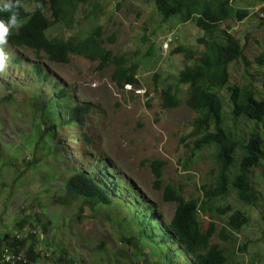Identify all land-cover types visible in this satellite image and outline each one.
I'll return each mask as SVG.
<instances>
[{"label": "rangeland", "instance_id": "374dc122", "mask_svg": "<svg viewBox=\"0 0 264 264\" xmlns=\"http://www.w3.org/2000/svg\"><path fill=\"white\" fill-rule=\"evenodd\" d=\"M90 4L99 6L100 12L86 18L85 13L92 12ZM27 6L32 9L33 0H27ZM263 6L264 3L258 0H235L232 7L248 10L249 16L232 24L230 29L226 24L221 26V29H227L232 38L246 44L244 55L252 63L256 57L264 54ZM72 17V23L66 25L68 20H65L52 26L47 36L84 39L97 26H103L105 39L112 34L116 36L113 43L108 42V48L114 55L135 57L139 61L140 57L142 59L146 55L150 42L155 41L151 64L149 68L138 70L141 71L137 74L139 89L125 87L120 90L111 79L113 65L98 70L97 62L75 57L70 58L68 64H54L42 55L40 60L31 50L18 52L7 47L9 56L5 55V67L0 70V236L8 234L12 237L18 231L20 220L25 218L28 222L24 225H34L41 231V228H47L44 238L39 235L41 243L38 249L49 248L56 252L55 247H66L80 264H111L108 256L103 259V255L95 250L103 242H106L107 249H120L119 237L122 230L130 229V224L127 226L122 221L120 226H116L107 218L109 213L114 214V208L111 212L105 207L96 212V218L77 223L75 217L81 202L72 199L68 206L53 204L52 190H61L62 181L77 167L82 166L81 170L89 171L94 165L95 156L101 157V161L94 165V171L107 164L130 183L132 193L120 197V200H134V195L140 194L154 206L158 217H163L165 222L170 221L175 209L173 204L163 202L167 185L181 188L186 199H202L201 187L210 184L216 177L215 147H207L190 161H185L189 145L184 136L191 129L195 113L185 105L189 89L177 84V77L186 65L192 63L186 64L179 53H169L180 46L189 49L194 58H199L203 48L198 45V39L203 33L191 21L181 24L174 18L162 23V17L151 0H88L85 4H78ZM144 36L147 41H142ZM167 40H172V43L166 49L163 43ZM16 55L21 57V65L13 68L11 64ZM31 63L45 66L48 75L45 85L37 83L30 70ZM230 70L233 78L238 79L243 66L236 63ZM156 75L158 80L154 88ZM56 83L59 87L74 90L75 102L90 104L91 112L86 121L88 126L84 130L79 125L62 126L57 136L59 141L66 143L62 149L63 158L52 155L37 166L27 168L25 163L33 159L32 151H29L32 149L29 134L32 133L33 122L29 119V101L34 94L27 96L25 87H30L32 92L39 90L50 97L53 92L49 86ZM168 85L176 90L181 103L172 110H163L159 93ZM9 95L12 102L6 99ZM226 110L229 111V108ZM223 112L225 115V109ZM227 125L232 126V123L228 121ZM260 127L264 132L263 126ZM88 138L92 142L89 148L94 155L84 157L85 140ZM238 159L237 154L231 178L235 176ZM151 161L165 163L160 179L154 176ZM47 168L54 174L59 172V175L54 181L44 183ZM252 174L260 197L257 206L252 208L249 223L234 232L228 240H222L219 233L223 228L230 229L227 218H217L212 214L216 230L211 241L227 251L226 264H252L257 261L264 264V163ZM109 192L114 195L112 190ZM202 217L201 226L205 232L208 219L205 214ZM244 243L246 248L241 250ZM146 252L152 256L151 249L148 248ZM130 256L124 264H141V255ZM174 260V264H183L185 258L177 256Z\"/></svg>", "mask_w": 264, "mask_h": 264}, {"label": "trees", "instance_id": "16d2710c", "mask_svg": "<svg viewBox=\"0 0 264 264\" xmlns=\"http://www.w3.org/2000/svg\"><path fill=\"white\" fill-rule=\"evenodd\" d=\"M87 1L33 0V8L28 10L27 0H18L19 6L14 11L18 14L20 26L9 30L6 37L8 45L18 52L22 49L31 50L40 60L42 55L54 64H68L70 58L75 57L97 62L98 70L113 65L111 79L118 89H123L126 84L138 87L137 74L141 72L138 70L150 67V58L156 48L155 41L150 42L146 55L137 61L135 57L127 58L112 53L108 42L113 43L116 36L112 34L105 39L103 26H97L84 39L47 36L46 33L52 26L65 20H68L66 25L72 23V15L78 4H85ZM233 1L235 0H151L162 17V23L170 22L174 18L182 24L191 21L203 33L198 39V45L203 48L199 58H194L189 49L180 46L169 53H179L186 60V64L192 63L179 72L177 79V84L189 87L185 104L195 113L191 129L184 136L189 145L185 161H190L203 149L214 146L217 165L216 177L210 184L201 187L202 199H186L181 188H173L171 185L164 188L163 202L175 206L168 226L180 239L182 249L189 254L193 253L192 261L187 264H226L227 251L216 243L211 244L216 230L212 214L217 218H227L230 229L223 228L219 237L228 240L234 232L249 223L252 208L257 206L260 197L254 187L252 172L264 163V132L260 127L263 126L264 130V54H260L252 63L244 55L246 44L228 34L227 29H230L232 24L243 21L250 14L246 9H234ZM258 1L264 3V0ZM16 2L17 0H13V3ZM90 5L92 12L85 13L86 18L100 12L99 6ZM262 12L264 14V6ZM10 16L11 12L0 11L1 20L7 22ZM224 24L227 29H221ZM142 41H147V37L144 36ZM21 60V57L16 55L12 65L19 67ZM236 63L243 66L238 79L233 78L230 70ZM30 70L41 80L38 81L40 85L47 83V70L43 64L31 63ZM157 80L156 75L153 79L154 88L157 86ZM49 89L53 92L52 96L47 97L36 91L30 103L29 119L35 121V124L32 122V133L29 131V140L32 143V149L29 151H32L33 159L25 163L27 168L40 164L52 155L63 158L62 149L66 145L65 142L59 141L57 136L62 126L79 125L83 130L88 126L86 121L90 111L89 103L75 102L74 90L61 88L57 83L50 85ZM173 91L171 85L160 91L163 109L175 108L180 103L176 91ZM6 99L12 102L11 95ZM61 114L63 116L59 117ZM228 121L232 126L227 125ZM91 144L89 138L85 140L86 156L94 155L89 148ZM237 154L239 159L236 172L234 178H231ZM99 161L101 157L94 156V165ZM164 164L162 161L150 162V168L158 179L162 176ZM13 165L14 163L11 164ZM94 165L89 171L81 170L82 166L77 167L66 181L65 190H52L53 204L68 206L70 200H79L80 208L75 217L77 223H82L87 218H96V212L101 210V207L111 212L114 208V214L109 213L107 218L116 226L125 221L127 226L130 224V229L122 230L119 237L120 249H107L106 242H103L95 251H99L103 259L108 256L111 264H124L131 254L130 257L141 255V264H158L156 260L152 261L153 256H149L146 250L154 246L151 228L157 233L159 230L162 232V226H166L163 217H158L154 206L140 194L134 195V200L116 199L131 194L130 185L123 183L122 177L107 164H103L99 171L93 170ZM45 172L47 177L44 183L54 181L59 175V172L54 174L50 168ZM156 182L158 188L159 180ZM112 184L114 188H111ZM109 190H112L114 195L108 193ZM113 203L118 204L113 206ZM204 214L208 219L205 232L201 226ZM262 216L264 221V214ZM20 221L18 227H23L28 222L25 218ZM41 229L40 234L32 235L28 239L17 240L8 234L0 236V264H6L5 257L8 254L18 255L19 250L27 248L30 260L28 264H42L44 254L49 248L38 249L41 243L39 235L44 238L43 235L47 233V228ZM167 240L175 242L173 237H167ZM245 248L246 243L242 245L241 250ZM55 251V259L52 256L51 264H80L68 248L55 247ZM156 257H159L157 253ZM162 258L163 264L170 261L169 254ZM252 264H259V261Z\"/></svg>", "mask_w": 264, "mask_h": 264}, {"label": "clouds", "instance_id": "9594fccd", "mask_svg": "<svg viewBox=\"0 0 264 264\" xmlns=\"http://www.w3.org/2000/svg\"><path fill=\"white\" fill-rule=\"evenodd\" d=\"M33 5H34V3H33ZM18 6H19L18 0H17L16 3H13V0H0V11L11 12V16L8 19L7 22H5L4 20L0 19V70H3L4 67H5V58H6L5 55L9 56V54L7 52V47H10V46L8 45L9 42L6 40V37H7L8 33H9V30L12 29V28H18L20 26V22H18V18H17L18 14L14 11V9L17 8ZM28 10H30V9L28 8ZM171 43H172V40H167V41H164L163 45H165L164 47L167 49L170 46ZM5 51L7 52L6 54L4 53ZM11 67L14 68L15 66L11 64ZM33 74L37 78V76H36V74L34 72H33ZM177 79H178V77H177ZM37 80L39 82H41V80L39 78H37ZM38 81H37V83H38ZM181 86H184V87L189 89V87L186 86V85H181ZM125 87L128 88V89H130V88L132 89L133 86H131L129 84H126V85H124V88ZM25 88H26L27 96L36 93V91L32 92L30 87H25ZM61 88L70 89L68 87H61ZM133 88L134 89H139L140 85L138 87H133ZM120 90H122V89H120ZM37 91H39V90H37ZM175 91H173V92H175ZM144 95H145V97L147 96L146 91L144 92ZM33 98H34V95L30 98L29 102H31ZM81 103H83V102H81ZM180 103L178 104V106L180 105ZM177 107H175V108H177ZM161 109H163L162 106H161ZM172 109H174V108H169V110H172ZM163 110H165V109H163ZM90 112H91V109H90L89 113ZM62 116H63V114H61L59 117H62ZM61 120H63V118H61ZM65 145H66V143H65ZM84 151H85V149H84ZM84 151H83V156L85 157L86 155H85ZM45 158H46V156H45ZM36 166H37V164H36ZM109 168H111V167L109 166ZM117 174L119 175L118 172H117ZM70 175H69V177H70ZM120 177H122V182L123 183H126V184L130 185V183L128 182V180L126 178H123V176H120ZM68 178L64 179L62 181V185H61V189L62 190H65L66 181L68 180ZM108 193H109V191H108ZM117 199H119V198H117ZM117 204L118 203H115L114 206H116ZM168 222H165L166 226H162L163 227L162 232H160V230H159V232L155 233L156 230L151 228L150 232L153 235L152 240L154 239L153 243H152L154 246H151L152 252L150 253L153 256L152 261L153 260H157V261H159V263L163 264L164 263V259L162 257L163 256H167L169 254L170 261H168V264H174V261H175L174 259L177 256H182V257L185 258V261L183 262V264L190 263L192 261V259H193V255H191L193 253L189 254V253L185 252L182 249V246L180 244V242H181L180 239L174 234V232L172 230H170V226H168ZM35 223L38 224L36 221H35ZM161 233H163V234H161ZM36 234H40L39 228L34 226V225L30 226V225L27 224V225H24L23 227H19L18 231L16 233H14V235L12 237L17 239V240H21V239H28L30 236L36 235ZM167 237L175 238V242L167 240ZM211 244H214V242L211 241ZM216 244H218V243H216ZM48 250L49 251L46 254H44V260H43L42 264H51L50 260L53 259V257H54L53 253L54 252L52 250H50V249H48ZM28 251H29V249L27 248V249L19 250L17 252L18 255L21 254L23 256V261L21 263H19V264H28V261H30L29 257H28V254H27ZM156 253H157V255L159 257H156ZM49 257H52V258L49 259ZM154 257H156V258L154 259ZM54 259H55V257H54ZM138 259H140V258L138 257Z\"/></svg>", "mask_w": 264, "mask_h": 264}, {"label": "built area", "instance_id": "2783aa9c", "mask_svg": "<svg viewBox=\"0 0 264 264\" xmlns=\"http://www.w3.org/2000/svg\"><path fill=\"white\" fill-rule=\"evenodd\" d=\"M16 261L21 263L23 261V256L21 254H19V255H16V254L9 255L8 254L5 257V263H13V262H16Z\"/></svg>", "mask_w": 264, "mask_h": 264}]
</instances>
